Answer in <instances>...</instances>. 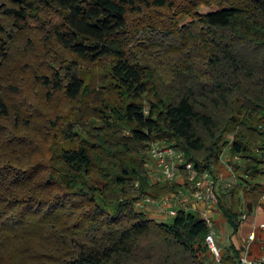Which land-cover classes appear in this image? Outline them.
<instances>
[{"label": "trees", "instance_id": "1", "mask_svg": "<svg viewBox=\"0 0 264 264\" xmlns=\"http://www.w3.org/2000/svg\"><path fill=\"white\" fill-rule=\"evenodd\" d=\"M211 3L218 8L198 13ZM183 14L193 21L179 27ZM37 21L71 55L39 74L49 96L62 92L78 99L85 86L79 67L107 60L123 103L105 115L104 129L91 132L96 142L55 146L61 136L73 140L74 133L71 126L54 128L46 154L20 165L15 154L24 139L16 126L22 117H15L14 126L3 125L11 116L5 95L12 89L0 87V257L11 240L27 246L10 250V256L30 261L49 256L30 243L50 239L57 251L60 246L59 256L43 264H182L175 259L181 252L197 257L209 251V228L197 211L180 209L165 223L136 206L145 195L177 188L150 185L152 140L182 150L199 174L218 175L228 148L244 160L242 171L234 164L241 180L232 190L235 206L229 209L222 195L218 202L234 234L243 211L264 206V159L256 151L264 142V0H0V69ZM147 40L157 54L146 50ZM152 234L156 242L145 250L141 241ZM256 240L255 234L250 247ZM243 247L231 243L222 262L236 264ZM155 249L163 254L159 261Z\"/></svg>", "mask_w": 264, "mask_h": 264}, {"label": "rangeland", "instance_id": "2", "mask_svg": "<svg viewBox=\"0 0 264 264\" xmlns=\"http://www.w3.org/2000/svg\"><path fill=\"white\" fill-rule=\"evenodd\" d=\"M217 8L218 6L215 3L202 4L198 9V13L214 11ZM156 15L155 12L151 13L154 19L157 18ZM158 15L166 18L167 12H159ZM44 16L48 18L47 14ZM192 19V16L185 14L180 15L177 19V25L179 27L183 26L184 24L192 22ZM46 28L47 25L38 21L35 22L33 26H30V28L17 40V45L11 52L10 61L4 64L0 69V87L2 90H7V87H11L12 89L8 91L9 94L5 95L12 109L11 116L7 119H3L2 123L6 126H14L15 117H19V115L22 117L20 128L16 126L19 132L18 136L24 139V144L21 145L23 149L15 154L18 164L29 163L31 161L34 162L42 158L52 144V135L55 131L54 128L63 130L71 126V130H73L74 133L73 140H65L63 136H61L62 140L57 142L55 146L78 147L81 141L87 139L96 142V138L90 135L91 132L98 133L100 130L104 129L106 127V123L104 122L105 115L109 112L113 113V107L117 108L123 103L121 95L109 75L110 64L107 60L91 66L83 64L79 67L78 74L82 77L85 86L78 99L71 100L62 92H54L52 96H49L47 94L48 90L45 89L38 80L39 74L47 71L49 65L58 61V57L64 55L71 57V55L65 49L60 48L56 42L49 39ZM146 42V50L149 52L151 51L153 54H157L156 48L150 45V40ZM157 71H154L153 75L155 80L160 83L161 75L159 72L157 73ZM227 138L231 139L232 136L229 134ZM1 143L2 142H0V146L2 145ZM0 151L2 153L5 152V150L1 148ZM220 173L227 177V171H225L224 165L221 166ZM237 182L238 180H235L233 185L237 186ZM233 188L226 194H221L223 196V201L229 209H233L235 206L232 197ZM243 201L244 200L241 202L242 207H244ZM137 207L139 210H143L145 215L150 219H157L165 223H170L172 221V218L160 212V209L157 207L149 205H145L141 208L139 206ZM263 207L257 208L256 210L253 209L252 212L247 213L248 218L241 224L240 230L235 234L234 239L231 238L234 234L230 235L233 228L226 222L222 215L219 214L214 224L216 226V241L218 246H229L233 240L235 242L234 245L238 248L245 246V240L248 238L250 232L254 231L257 240L254 246L250 247L249 250L255 257L264 256V231L259 228L260 224L264 223ZM155 242L156 237L152 234L142 239L141 245L143 248L146 247L144 249L147 250L150 244ZM220 243L222 245H219ZM26 246L27 244L23 241H9L8 249L5 252L7 254H4V257H0V264H43L52 257L59 256L57 253H59L60 246L57 251L58 247L56 244H52L50 239L39 240L38 244L30 243V246L35 247V249L40 248L41 251H47L49 253L47 259L37 256L34 257V260L30 261L24 256H10V250H17V248ZM203 247L201 246L202 249ZM51 249L53 252L50 251ZM224 250L225 249H223L221 253ZM243 250H245V247H243ZM195 253H198V251L194 252V254ZM155 255V258L159 261L163 254H160L155 249ZM10 258L13 260L11 261ZM175 259L177 261L181 260L180 262L182 264H200L201 261L206 264H216L210 250L201 251V253L197 254V257H191L190 254L187 255L181 252L175 256ZM48 264H55L54 259L50 260Z\"/></svg>", "mask_w": 264, "mask_h": 264}, {"label": "built area", "instance_id": "3", "mask_svg": "<svg viewBox=\"0 0 264 264\" xmlns=\"http://www.w3.org/2000/svg\"><path fill=\"white\" fill-rule=\"evenodd\" d=\"M229 150V148L225 149L220 158L221 164L224 165L225 171L228 173L227 177L221 173L212 176L208 172L199 174L193 163L186 161L185 153L182 150L161 140L150 141L148 147L149 162L147 164L150 185H170L177 186V188L173 192L158 197L145 195L137 201V206L140 208L145 205L157 207L160 212L169 217H175L180 209L197 211L209 228L206 245L212 252L216 264H224L221 257L222 249L216 241V226L214 225L215 218L219 216L220 212L218 208L219 197L222 193H227L233 188L235 180H238V185L241 184L234 164H237L241 171L245 168L244 160L240 156H231L228 154ZM256 151L264 159V142L259 143ZM230 161L233 164H230ZM184 172L188 174L187 178L183 175ZM183 185H187V188ZM179 186L184 189H179ZM262 204H264V194ZM247 218V212H243L240 217L241 222L243 223ZM259 228L264 231V223H261ZM255 234L254 231L250 232L245 240V250L236 264H264V256L252 257L249 252Z\"/></svg>", "mask_w": 264, "mask_h": 264}, {"label": "crops", "instance_id": "4", "mask_svg": "<svg viewBox=\"0 0 264 264\" xmlns=\"http://www.w3.org/2000/svg\"><path fill=\"white\" fill-rule=\"evenodd\" d=\"M254 225H255V223H254ZM231 234H232V235L234 234L233 231L230 233V235H231ZM230 235H229V236H230ZM234 236H235V234H234L233 237H231V238L234 239ZM231 243L235 244L234 240L231 241ZM231 243H230V244H231ZM219 245H222V244L220 243ZM226 247H227V246H221L220 248L223 250V249H225Z\"/></svg>", "mask_w": 264, "mask_h": 264}]
</instances>
